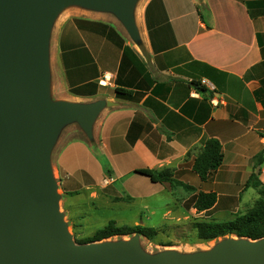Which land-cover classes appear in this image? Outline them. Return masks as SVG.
Returning <instances> with one entry per match:
<instances>
[{
	"label": "crops",
	"instance_id": "crops-1",
	"mask_svg": "<svg viewBox=\"0 0 264 264\" xmlns=\"http://www.w3.org/2000/svg\"><path fill=\"white\" fill-rule=\"evenodd\" d=\"M133 12L138 40L110 11L75 5L53 23L52 100L117 103L98 114L92 141L75 137L72 147L98 145L119 172L168 168L217 193L210 211H230L251 188L256 198L246 184L254 168L264 184V0H137ZM209 138L224 159L203 181L192 166ZM89 156L71 162L59 152L64 192L102 178Z\"/></svg>",
	"mask_w": 264,
	"mask_h": 264
},
{
	"label": "water",
	"instance_id": "water-1",
	"mask_svg": "<svg viewBox=\"0 0 264 264\" xmlns=\"http://www.w3.org/2000/svg\"><path fill=\"white\" fill-rule=\"evenodd\" d=\"M137 0H0V264H264V238L229 239L207 253L143 254L137 238L76 243L60 211L50 152L63 125L93 123L117 103L54 101L50 34L69 5L113 12L134 40Z\"/></svg>",
	"mask_w": 264,
	"mask_h": 264
},
{
	"label": "rangeland",
	"instance_id": "rangeland-1",
	"mask_svg": "<svg viewBox=\"0 0 264 264\" xmlns=\"http://www.w3.org/2000/svg\"><path fill=\"white\" fill-rule=\"evenodd\" d=\"M71 6L75 5L64 8ZM75 137L87 141L93 140L77 121L67 123L57 132L51 148L50 160L53 176L58 183L60 211L64 215L69 232L79 244L118 243L137 238L140 251L151 258H157L167 252H175L182 256L207 253L225 240L242 238L236 234H227L211 240H202L194 229V222L233 220L238 215L249 211L264 198L257 190L256 198L252 199L253 193L250 192H254L252 191L254 189L251 188L243 200L236 202V206L230 211L198 212L194 208L189 209L184 206L192 192H188L183 186L172 187L169 182H160L163 185L154 184L157 187H153L148 176L119 172L114 166L117 161L108 158L102 150L100 151L98 145L92 143L89 149L87 147L73 148L70 139ZM59 152L65 159L69 156L66 160L71 162L87 160L91 154L104 167L102 178L86 189L64 192L58 173ZM111 221H115L118 226L142 224L154 227L157 233L154 237L132 234L94 239L98 231Z\"/></svg>",
	"mask_w": 264,
	"mask_h": 264
},
{
	"label": "trees",
	"instance_id": "trees-1",
	"mask_svg": "<svg viewBox=\"0 0 264 264\" xmlns=\"http://www.w3.org/2000/svg\"><path fill=\"white\" fill-rule=\"evenodd\" d=\"M199 89L203 86L197 84ZM118 89V88H117ZM121 91L122 90H118ZM224 159L222 143L217 138L206 140L201 151L193 161V171L196 172L204 181L213 175L222 165ZM259 171H254L248 180L246 187H254L259 194L264 197V184L260 181ZM150 177L153 182H169L172 187L183 186L188 192H192L190 197L185 201L184 206L189 209H196L198 212L210 211L218 201L216 192L198 191L193 185L187 184L174 177L173 171L168 168L152 169L142 168L136 170ZM198 237L202 240H211L227 234H236L241 238L258 240L264 238V198L258 204L253 206L249 211L238 215L233 220L226 221H197L193 224ZM154 227L137 224L134 226H118L115 221H111L107 226L100 229L94 239H105L113 235H132L140 234L146 237L156 235Z\"/></svg>",
	"mask_w": 264,
	"mask_h": 264
},
{
	"label": "built area",
	"instance_id": "built-area-1",
	"mask_svg": "<svg viewBox=\"0 0 264 264\" xmlns=\"http://www.w3.org/2000/svg\"><path fill=\"white\" fill-rule=\"evenodd\" d=\"M107 78H108V76L105 74L104 77H103V79L100 81V83L101 84H105L107 82ZM212 102L214 104H218L219 103L218 99H215V98L212 99Z\"/></svg>",
	"mask_w": 264,
	"mask_h": 264
}]
</instances>
